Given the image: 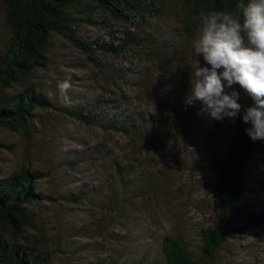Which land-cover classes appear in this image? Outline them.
Masks as SVG:
<instances>
[{"label":"rangeland","instance_id":"rangeland-1","mask_svg":"<svg viewBox=\"0 0 264 264\" xmlns=\"http://www.w3.org/2000/svg\"><path fill=\"white\" fill-rule=\"evenodd\" d=\"M164 23L163 31L173 36L176 17L168 16ZM86 30L92 37L108 39L109 33L101 25H83L79 34L83 36ZM7 32L0 0V45ZM103 58L114 63L111 57ZM189 62L186 58V64ZM169 63L177 66L175 76L180 80L178 56ZM64 78L71 83L68 104L60 102L55 89L57 80ZM117 79L112 66L99 67L69 40L53 34L47 66L25 84L42 90L54 106L38 111L31 133L0 128V176L24 163L44 173L39 181L44 197L28 205L33 227L26 233L53 250V264H110L125 255L131 256L130 264H146V260L134 259L136 251L148 248L147 260L158 258L159 237L169 231L170 223L185 232L197 253L199 229L214 223L219 201L227 193L231 172L228 150L236 134V116L219 120L222 138L208 143L210 136H203L200 128L213 119L201 106L175 112L170 116L172 130L182 121L192 129L189 136H150L144 154L127 134L115 132L121 134L116 139L118 134L86 123L69 111L83 104L89 109L88 101L111 90ZM174 85L173 80L166 88ZM133 92L140 96L138 88ZM147 94L132 100L134 111L142 112L140 106H144L142 115L152 111L161 116V122L171 115V96L159 93L152 101ZM115 160L134 166L126 174L133 181L126 191L120 186ZM110 182L112 195L98 196L95 188L101 185L108 191ZM241 186L236 221L211 264H264V147L248 162Z\"/></svg>","mask_w":264,"mask_h":264},{"label":"trees","instance_id":"trees-1","mask_svg":"<svg viewBox=\"0 0 264 264\" xmlns=\"http://www.w3.org/2000/svg\"><path fill=\"white\" fill-rule=\"evenodd\" d=\"M1 2L8 32L0 45V128L31 133L34 121L39 116L38 111L54 106L42 90L25 82H30L36 71L47 66L51 37L59 34L94 64L99 67L112 66L118 78L111 90H105L96 100L88 101L89 109L83 104L70 109V113L86 123H95L113 135L118 134L116 139L121 136L120 133L127 134L144 154L148 153L146 148L150 136H189L192 129L187 128L182 121L177 120L176 128L172 130V116L180 110L194 109L196 104L198 108L201 106L198 100H193L191 104L184 102L189 92L188 78L193 66L189 65L195 63L196 59L200 60L198 56H193L189 46L195 32L194 17L199 12L210 9L234 11L235 8V0ZM172 15L176 17L177 26L173 30V36H169L162 27H165L164 20ZM83 25H101L109 33L108 39L92 37L89 30L81 36L79 31ZM175 55L178 56L180 80L175 76L177 66L169 63ZM104 56L111 57L114 63L110 59L105 60ZM186 58L190 60L188 64ZM173 80V89H167L166 86L171 85ZM136 88L139 89L140 96L139 92H133ZM141 93H148L146 97L152 101L159 93L171 96V115L161 122V116L157 117L152 111L142 115L144 106H140L143 108L142 112L134 111L131 108L132 100L141 97ZM240 99L242 112L243 106L250 103V100L242 91ZM112 107L116 110L109 113L111 109L114 110ZM220 122L211 120L200 128L203 136H210L208 143L222 138L224 131ZM235 122L236 134L228 150L231 164L228 190L219 201V212L214 223L199 229L200 247L196 250L197 253L191 247L185 232L170 223L169 231L159 237L160 256L147 260L149 250L145 248L136 251V261L146 260V264H211L214 261L236 221V204L242 194V173L258 149L264 147V142L252 140L246 134L245 129L250 125L241 120L240 113H237ZM2 144L0 141V146ZM71 163L74 164V161ZM115 165L120 186L126 191L133 182L126 174L134 166L117 160ZM43 175L41 170L24 163L0 176V264H53V250L46 243L32 239L26 233L33 227V217L28 205L39 203L44 197L39 189V181ZM108 185L111 189L113 184L110 182ZM109 190L106 191L101 185L95 188L96 194L102 197L111 196L114 188ZM81 194L82 191L78 192L76 197ZM122 257L110 264H130V255Z\"/></svg>","mask_w":264,"mask_h":264},{"label":"clouds","instance_id":"clouds-1","mask_svg":"<svg viewBox=\"0 0 264 264\" xmlns=\"http://www.w3.org/2000/svg\"><path fill=\"white\" fill-rule=\"evenodd\" d=\"M194 20L189 46L203 63L192 66L185 104L198 100L217 121L240 113L249 138L264 142V0H235L234 11H201ZM70 88L68 78L57 80L61 103H70ZM241 91L250 100L242 112Z\"/></svg>","mask_w":264,"mask_h":264}]
</instances>
